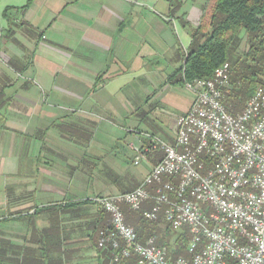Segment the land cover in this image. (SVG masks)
Masks as SVG:
<instances>
[{
  "label": "crops",
  "instance_id": "0c3cea01",
  "mask_svg": "<svg viewBox=\"0 0 264 264\" xmlns=\"http://www.w3.org/2000/svg\"><path fill=\"white\" fill-rule=\"evenodd\" d=\"M171 2L164 16L145 18L128 16L131 0H0L3 264H111L97 246L96 205L78 202L134 189L157 162L148 155L132 164L148 139L120 123L127 114L117 95L159 54L177 58L172 73L182 65L203 5L182 0L173 8ZM169 77L154 82L147 99H175L177 84ZM187 92L189 102L173 116L166 142L194 99ZM96 128L103 133L96 136Z\"/></svg>",
  "mask_w": 264,
  "mask_h": 264
},
{
  "label": "built area",
  "instance_id": "2783aa9c",
  "mask_svg": "<svg viewBox=\"0 0 264 264\" xmlns=\"http://www.w3.org/2000/svg\"><path fill=\"white\" fill-rule=\"evenodd\" d=\"M185 85L194 99L175 119V143L145 137L149 142L136 149L132 164L157 149L163 155L140 184L91 199L111 224L100 231L97 246L110 249L111 264L131 256L137 264H264V84L241 112L224 104L229 63L218 66L212 78ZM148 185L156 186L154 195ZM149 200L153 204L144 208ZM123 206L150 221L162 211L172 230L187 227L190 256L173 258L152 237L140 242Z\"/></svg>",
  "mask_w": 264,
  "mask_h": 264
},
{
  "label": "trees",
  "instance_id": "16d2710c",
  "mask_svg": "<svg viewBox=\"0 0 264 264\" xmlns=\"http://www.w3.org/2000/svg\"><path fill=\"white\" fill-rule=\"evenodd\" d=\"M31 1L27 0L26 5ZM241 43L244 45L239 48ZM223 63L230 65V86L224 89V104L236 112V106L245 103L257 85L264 84V0H206L199 22L190 32L184 61L169 80H174L177 74L179 78L174 82L181 84L194 79H209ZM78 203L95 204L91 199ZM72 204L67 203L66 206ZM96 207L102 221L97 229L99 235L100 231L111 229V224L103 209ZM144 208H147L146 204ZM122 209L127 224L135 229L140 242L152 237L157 245L166 246L160 243L164 237L160 236L158 226L163 223L167 229H172L163 216L150 221L143 217L141 211H133L126 206ZM104 253L111 257L110 249ZM136 260L131 256L114 264H136Z\"/></svg>",
  "mask_w": 264,
  "mask_h": 264
},
{
  "label": "rangeland",
  "instance_id": "374dc122",
  "mask_svg": "<svg viewBox=\"0 0 264 264\" xmlns=\"http://www.w3.org/2000/svg\"><path fill=\"white\" fill-rule=\"evenodd\" d=\"M132 3V13L128 16L136 15V16H143V17H148L151 15H162L167 14V8H168V3L171 2V5L173 8H175L179 2L182 0H131ZM187 0H185L186 2ZM193 0H188L186 3H190ZM199 2H202V11L204 9V5L206 4V0H196ZM138 2V3H137ZM139 3H142V5H138ZM137 4V5H136ZM191 4V3H190ZM196 4V2H195ZM194 4V6H195ZM198 5V4H197ZM172 8V9H173ZM202 14V13H201ZM179 13L178 17H182ZM128 17V19L130 18ZM201 17V16H200ZM175 25L179 26L178 19L174 20ZM126 25V24H125ZM176 29V32L179 34L180 31L179 29ZM193 28V27H191ZM182 35V34H181ZM182 38H184V35H182ZM181 36H179L181 45L183 47L186 46V41L182 39ZM186 40V38H185ZM243 40V38H242ZM243 43L240 44L239 48L243 47ZM156 60L152 59L148 64L144 67V71L140 76V73H137V76H140V80H134L130 85L124 87L121 89L120 94L117 96L120 99H117L119 101H122L123 103L121 104V109L126 112V116L123 120L122 117H116L117 119H120V123L127 128H137V132L141 134L143 137H157L162 139L163 141L166 142L165 137L163 136L165 131L168 130V127L171 125V121L173 116L179 113L180 107L183 104H187L189 102V99H185V93H188V88L183 86L182 84L175 83V78H179V74H177L174 77V80L172 79L171 81L177 84V89H176V94L174 96L175 99H158V101H155L154 99H147L148 98V92H153L155 91V85L154 82H158L160 80H168V77L170 76V70L173 69V66L176 65L177 58L174 59L173 53L169 52L167 55H161L159 54V58H155ZM178 60H181L180 58ZM156 64V65H155ZM154 67H158V71L152 70ZM164 68V69H163ZM157 69V68H156ZM175 70V69H174ZM169 71V72H168ZM172 73V72H171ZM116 100V99H113ZM245 106V103H240L238 104L236 112H241L243 111ZM133 113V114H131ZM99 128H103L105 123L100 122L96 123ZM101 126V127H100ZM97 128L94 130L96 136L101 135V130L96 131ZM175 131L176 127L175 124L171 128V134L174 136L175 139ZM170 136V141L166 142L168 144H172L173 137ZM165 139V140H164ZM149 140H147V143ZM175 141L173 142V144ZM163 155L162 151L160 149H157L155 151H152L149 154V157L155 156L157 158V161L161 158ZM131 167V165L129 164ZM89 182L90 187H92L91 182ZM141 180L136 184L135 187H137L140 184ZM134 187V188H135ZM93 189V188H92ZM147 189L150 191L151 195H154L156 193V186L155 185H148ZM133 190V189H132ZM126 192V191H124ZM120 193V192H118ZM93 192L88 191L86 192V198H92ZM102 195H107V194H102ZM97 196V195H96ZM149 203L152 205L153 201L149 200ZM37 210L41 211L43 210L42 206L36 205ZM127 208V207H126ZM104 211V210H103ZM104 215L106 218V211H104ZM159 216H163V212L161 211L159 213ZM158 228L160 229V236L164 237L162 242L164 245L167 247L168 255L171 257H176L178 255L180 256H185L189 257L190 254L187 251V243L190 239V234L188 232L187 227H184L182 230H170L165 227L163 223H161ZM182 232H186L187 234L184 235ZM99 234V233H98ZM96 236V235H95ZM99 238V235H97ZM97 239V237H96ZM98 241V240H97ZM137 264V260H136Z\"/></svg>",
  "mask_w": 264,
  "mask_h": 264
},
{
  "label": "water",
  "instance_id": "95a60500",
  "mask_svg": "<svg viewBox=\"0 0 264 264\" xmlns=\"http://www.w3.org/2000/svg\"><path fill=\"white\" fill-rule=\"evenodd\" d=\"M10 14H14V11L9 10L8 13H7V15H10Z\"/></svg>",
  "mask_w": 264,
  "mask_h": 264
}]
</instances>
